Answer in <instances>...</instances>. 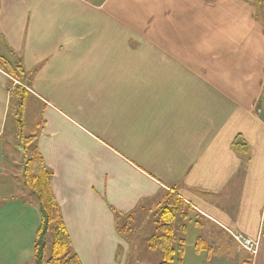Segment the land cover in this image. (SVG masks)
I'll return each instance as SVG.
<instances>
[{"label":"crops","instance_id":"obj_1","mask_svg":"<svg viewBox=\"0 0 264 264\" xmlns=\"http://www.w3.org/2000/svg\"><path fill=\"white\" fill-rule=\"evenodd\" d=\"M0 57L27 73L34 148L81 264H127L120 225L169 192L203 236L261 235L264 0H0ZM16 85L0 68V264H32L41 226L3 143ZM239 251L197 264H264Z\"/></svg>","mask_w":264,"mask_h":264},{"label":"trees","instance_id":"obj_2","mask_svg":"<svg viewBox=\"0 0 264 264\" xmlns=\"http://www.w3.org/2000/svg\"><path fill=\"white\" fill-rule=\"evenodd\" d=\"M0 68L4 69L17 85L10 91L12 117L16 123V134L19 140L18 147L25 150L26 161L19 164V178L22 191L26 196V204L38 208L41 216V226L37 233L35 255L32 264H81L78 257L72 251V244L60 208L51 190L52 174L46 168L43 158L38 151L30 147L34 146L35 137H26L25 112L28 101L26 90L28 76L20 63L12 64L0 57ZM21 190V189H20ZM192 211L181 198L174 193H167L159 206L156 214V233L148 239L151 250L159 251L162 255L160 264H182L185 259L186 239L189 214ZM132 215L130 216L131 220ZM188 223V224H187ZM196 225H199L197 222ZM124 230V231H123ZM122 234L129 227H123ZM53 234V242L48 255V236ZM261 237L264 243V218ZM205 242L202 238L197 240L196 252L205 250ZM210 252L213 250L208 248Z\"/></svg>","mask_w":264,"mask_h":264},{"label":"rangeland","instance_id":"obj_3","mask_svg":"<svg viewBox=\"0 0 264 264\" xmlns=\"http://www.w3.org/2000/svg\"><path fill=\"white\" fill-rule=\"evenodd\" d=\"M38 105L36 101H27L26 112H25V128L24 135L26 137H32L38 134V129L41 125V114L38 112ZM7 133L4 137V146L7 155H15L19 161L21 160V154L18 152L20 149L18 147L19 140L16 134V123L14 118L12 117V113L9 116ZM34 148V146L30 147V151ZM21 164V163H20ZM7 170V169H6ZM8 172V170H7ZM10 173V172H8ZM13 175L15 176L16 183L20 182L19 172L15 169L12 170ZM13 177V176H11ZM18 177V178H17ZM22 191L21 185L19 187ZM18 197L25 198V195H21V193L17 192ZM161 204V203H160ZM156 206L155 210L152 211L149 215L140 216L136 214L135 223L134 221H124L120 225V230H123V227L127 225L129 230L123 233V236L127 239L128 242L132 245V252L129 255V262L127 264H160L162 262V255L159 251H153L150 249L148 244V239L156 233V214L159 209V206ZM224 204L227 206L225 211L228 214L234 215L238 212L239 205H233L230 201H225ZM197 212L191 211L189 214L190 224L189 233L185 236L186 239V251H185V259L184 264H197V257L202 256L203 258H207V256H213L214 253L219 254H227L229 256L236 253V251H243L242 248L237 244L233 236L229 231H233V228L230 227H219L217 231V227L214 226L213 229L211 226L209 228L206 226L207 224L204 220L201 222L202 225L206 226L209 231L205 232L204 236L198 232V228L195 227L196 223H200L202 220ZM214 228L216 229L214 231ZM221 229V230H220ZM124 231V230H123ZM122 233V231H121ZM228 234L231 239H228L225 234ZM242 234V233H241ZM244 235V234H243ZM245 236V235H244ZM247 237V236H246ZM202 238L205 242V250L203 252H196V244L197 240ZM251 239V238H250ZM260 239V249L257 256H259L264 251V243L261 235L258 237ZM257 240V239H253ZM48 242V255L50 253V248L53 242V234H50L47 239ZM212 245V248L209 247ZM208 248L213 251L210 252L207 250ZM239 251V252H240ZM214 252V253H213ZM246 252V251H245ZM235 256V254H234ZM256 256V257H257ZM176 264V263H175ZM183 264V263H182Z\"/></svg>","mask_w":264,"mask_h":264},{"label":"built area","instance_id":"obj_4","mask_svg":"<svg viewBox=\"0 0 264 264\" xmlns=\"http://www.w3.org/2000/svg\"><path fill=\"white\" fill-rule=\"evenodd\" d=\"M229 232L233 236L237 244L242 248V250L249 253L252 257H256L258 255L261 243L260 239L253 240L244 236L241 233H236L232 231Z\"/></svg>","mask_w":264,"mask_h":264},{"label":"water","instance_id":"obj_5","mask_svg":"<svg viewBox=\"0 0 264 264\" xmlns=\"http://www.w3.org/2000/svg\"><path fill=\"white\" fill-rule=\"evenodd\" d=\"M19 152H20V154H21V160H20V163H21V164H24L25 161H26L25 150H24V149H19Z\"/></svg>","mask_w":264,"mask_h":264}]
</instances>
